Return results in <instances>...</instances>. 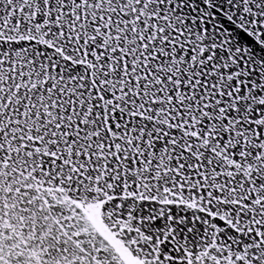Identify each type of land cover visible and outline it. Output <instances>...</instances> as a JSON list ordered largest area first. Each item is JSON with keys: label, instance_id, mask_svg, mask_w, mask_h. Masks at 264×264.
I'll list each match as a JSON object with an SVG mask.
<instances>
[{"label": "snow or ice", "instance_id": "6c2138e0", "mask_svg": "<svg viewBox=\"0 0 264 264\" xmlns=\"http://www.w3.org/2000/svg\"><path fill=\"white\" fill-rule=\"evenodd\" d=\"M0 264H264V0H0Z\"/></svg>", "mask_w": 264, "mask_h": 264}]
</instances>
